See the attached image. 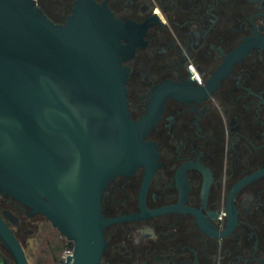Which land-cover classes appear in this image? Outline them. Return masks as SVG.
<instances>
[{"label": "flooded vegetation", "instance_id": "flooded-vegetation-1", "mask_svg": "<svg viewBox=\"0 0 264 264\" xmlns=\"http://www.w3.org/2000/svg\"><path fill=\"white\" fill-rule=\"evenodd\" d=\"M33 1L64 24L77 0ZM92 1L120 23L127 109L147 143L103 188L98 264H264V0ZM0 219L27 264L72 251L1 191ZM0 264H17L1 237Z\"/></svg>", "mask_w": 264, "mask_h": 264}, {"label": "water", "instance_id": "water-1", "mask_svg": "<svg viewBox=\"0 0 264 264\" xmlns=\"http://www.w3.org/2000/svg\"><path fill=\"white\" fill-rule=\"evenodd\" d=\"M119 26L92 0H77L64 24L33 0H0V191L73 241L62 264H98L103 188L147 144L127 109ZM0 237L27 264L1 219Z\"/></svg>", "mask_w": 264, "mask_h": 264}, {"label": "clouds", "instance_id": "clouds-1", "mask_svg": "<svg viewBox=\"0 0 264 264\" xmlns=\"http://www.w3.org/2000/svg\"><path fill=\"white\" fill-rule=\"evenodd\" d=\"M137 232L139 234H147L150 235L152 239H156V234H155V230L153 228H144V229H138ZM133 242L136 244L140 243V236L139 235H135L133 236Z\"/></svg>", "mask_w": 264, "mask_h": 264}, {"label": "rangeland", "instance_id": "rangeland-1", "mask_svg": "<svg viewBox=\"0 0 264 264\" xmlns=\"http://www.w3.org/2000/svg\"><path fill=\"white\" fill-rule=\"evenodd\" d=\"M66 252H67V251H64L63 254L66 255V254H67Z\"/></svg>", "mask_w": 264, "mask_h": 264}]
</instances>
